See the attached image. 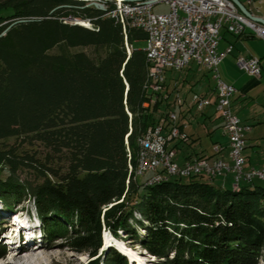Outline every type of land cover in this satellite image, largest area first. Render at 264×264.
I'll use <instances>...</instances> for the list:
<instances>
[{
	"label": "trees",
	"instance_id": "1",
	"mask_svg": "<svg viewBox=\"0 0 264 264\" xmlns=\"http://www.w3.org/2000/svg\"><path fill=\"white\" fill-rule=\"evenodd\" d=\"M102 13L76 0H0V200L10 208L32 198L46 237L90 257L105 228L124 232L153 264H264L263 185L232 188L203 174L138 183L137 137L170 124V93L166 83V97L149 87L144 51L132 45L144 33L129 29L128 54L121 27ZM60 44L104 53L49 52ZM8 137L19 140L3 143ZM33 142L46 149L43 159L21 147ZM99 262L129 264L113 247L86 264Z\"/></svg>",
	"mask_w": 264,
	"mask_h": 264
},
{
	"label": "built area",
	"instance_id": "2",
	"mask_svg": "<svg viewBox=\"0 0 264 264\" xmlns=\"http://www.w3.org/2000/svg\"><path fill=\"white\" fill-rule=\"evenodd\" d=\"M86 6L111 8V17L120 27L124 37L127 53L131 44L127 43L129 29H139L144 33L145 47L142 49L147 62V77L149 87L154 92H162L168 96L165 87V72L181 71L189 63H195L199 68L206 69L214 82L213 96L199 93L191 95V103L197 111L212 105L222 119V128L227 137L228 158L223 157H193L183 162L176 159V151L171 147L175 140L187 141L188 135L177 126V113L174 108L167 111L170 124L165 127L162 120L150 126L137 137L134 174L150 172L144 183L158 176L188 177L203 174L208 178L225 176L230 173L234 182L241 180L249 183L254 179L264 180V165L260 167H245L243 149L246 143V133L250 125L241 122L231 107V97L236 88L219 78L217 64L225 54L231 51L227 45L218 51L221 38L220 31L239 35L245 29L253 31L264 38V25L245 16L232 0H76ZM164 2L168 9L154 12L152 7ZM248 10L247 3H242ZM249 11V10H248ZM251 13V12H250ZM256 16L255 14L251 13ZM63 21L77 22L78 18L67 16ZM91 26L90 18L82 19ZM240 68L258 77L260 74L259 59L256 57H236ZM153 100V97L151 98ZM173 104H182L178 94L170 99ZM128 149V148H127ZM214 153H219L222 146L214 144ZM128 170L132 171L129 162Z\"/></svg>",
	"mask_w": 264,
	"mask_h": 264
},
{
	"label": "crops",
	"instance_id": "3",
	"mask_svg": "<svg viewBox=\"0 0 264 264\" xmlns=\"http://www.w3.org/2000/svg\"><path fill=\"white\" fill-rule=\"evenodd\" d=\"M220 34L218 51H222L229 44L232 48L218 62L217 72L221 80L236 88V92L231 97V107L241 122L250 125L243 149L245 167H260L264 165V48L260 44L261 42L256 41V39L261 37L254 35V32L249 29H245L239 35L231 34L222 29ZM237 56L258 58L259 76L255 77L246 70L239 69L236 62ZM202 78L207 79L205 86H202ZM165 83L170 98L174 94H178L183 100L182 104L171 103L172 108L177 113V122L182 123V128L188 135L187 141H181L175 147L177 161L183 162L186 159L201 156L209 158L220 156L229 161L227 137L222 128L221 117L218 116L212 105H207L203 110L197 111L191 103L193 93L213 96L214 82L210 73L191 62L181 71H166ZM197 85L201 87V90H195L194 87ZM193 110L197 111L203 122L209 121L212 125V128L208 130V135L212 139L209 151L196 149L195 139L198 138L195 135L196 131H187L190 119L193 117ZM214 144L222 146L219 153H214L212 149ZM230 178L231 174L228 173L225 176L214 178L213 181L227 186L231 181ZM245 184L243 183V185Z\"/></svg>",
	"mask_w": 264,
	"mask_h": 264
},
{
	"label": "rangeland",
	"instance_id": "4",
	"mask_svg": "<svg viewBox=\"0 0 264 264\" xmlns=\"http://www.w3.org/2000/svg\"><path fill=\"white\" fill-rule=\"evenodd\" d=\"M241 3H247L249 12L264 18V0H239ZM87 6V5H86ZM89 6V5H88ZM97 8V7H96ZM102 11L100 8H97ZM168 9V5L164 2H159L152 7L154 12H163ZM103 16V13H102ZM107 17V16H106ZM77 18V17H76ZM86 18V17H85ZM89 18V17H88ZM81 19V18H78ZM88 25V24H86ZM254 35H256L254 33ZM257 36V35H256ZM261 37V36H259ZM256 41H260L261 45L264 48V38H258ZM128 43V42H127ZM129 44V43H128ZM134 48L143 49L145 47V40L139 39L132 42ZM82 50L87 53L90 57L97 59L104 53V49L101 47H95L93 45L86 46H76L68 48L64 44L57 45L49 50V52H60L66 51L69 53ZM127 52V51H126ZM193 66V65H190ZM239 69V65L237 64ZM244 71V70H243ZM202 86H205L207 83L206 78H202ZM195 90H201L200 86H195ZM193 117L190 119V125L187 128V131H196V143L195 148L202 151H209L211 146V138L208 135V130H210L212 125L209 121H202L201 116L197 111H192ZM19 139L15 137H8L3 140L5 144H13L18 142ZM25 150L38 155L43 159V154L46 152V149L43 148L39 143H23L21 146ZM130 150L129 148L127 149ZM128 155V153H127ZM53 163H57L56 160ZM128 165V164H127ZM132 166V165H131ZM150 172H145L144 174H138L136 176L138 183H143L145 179L150 176ZM7 175L6 167L0 168V178H4ZM21 177L32 178L33 173L31 170L22 169L20 170ZM231 181L227 185L231 187L234 183V180L231 176ZM154 179L151 182L146 184L153 183ZM256 183H259L264 186V180H253ZM244 181H240L239 185H243ZM237 188V187H235ZM13 203L10 204V208L4 206L3 202L0 200V249H2V255H0V264H86L90 259L96 258L100 254V258L103 257V254L110 247H117L114 241L111 239H118L124 242V247L132 249L137 257H140L144 260L145 264H153L155 258L153 255L149 254L145 249H143L139 244L130 242L124 232L117 230V236L111 234L107 229L103 228L101 231L102 243L105 239H108V243H112L113 246H107L103 248L102 244L97 250V255L90 257L87 252H78L70 249V247L65 245L64 237H52L47 238L45 233L42 230V223L37 215L32 198L22 197L18 201L12 200ZM135 216L139 218L138 213L134 212ZM131 223L132 220L130 219ZM144 222H146L144 220ZM104 227V226H103ZM136 227V226H135ZM118 248V247H117ZM119 249V248H118ZM122 251V250H121ZM20 259L13 260L12 256L16 253ZM125 257L128 256L126 252ZM127 260L129 257H126ZM130 259V258H129ZM135 259V258H132ZM12 263H8V261ZM136 260V259H135ZM137 262V260H136ZM99 264H104L100 263ZM130 264V263H129ZM136 264V263H134ZM259 264H262V261L259 260Z\"/></svg>",
	"mask_w": 264,
	"mask_h": 264
},
{
	"label": "bare ground",
	"instance_id": "5",
	"mask_svg": "<svg viewBox=\"0 0 264 264\" xmlns=\"http://www.w3.org/2000/svg\"><path fill=\"white\" fill-rule=\"evenodd\" d=\"M100 9L104 12V15H111V8H107L105 6H100ZM78 23H82L84 25L88 24L86 21H83L82 19H78L77 20ZM168 178V176H158L156 177V179H154L153 182H159V181H163V180H166ZM152 180H150L149 182H151ZM114 241L115 245L122 251L126 252L128 256L126 257H129L130 259L132 258H135L137 260V264H145L144 260L140 257H137L135 255V253L133 252L132 249H129L127 247H124V242L121 241V240H118V239H111L110 241ZM108 242V239H105V243L103 244V248L107 247V246H104L105 244H107ZM18 254H21V252L19 253H16L12 256V261L13 260H17V259H20V256H18ZM12 261H8V263H12Z\"/></svg>",
	"mask_w": 264,
	"mask_h": 264
},
{
	"label": "water",
	"instance_id": "6",
	"mask_svg": "<svg viewBox=\"0 0 264 264\" xmlns=\"http://www.w3.org/2000/svg\"><path fill=\"white\" fill-rule=\"evenodd\" d=\"M236 5H237V7L239 8V10L245 15V16H247L248 18H250L251 20H254V21H256V22H258V23H260V24H262V25H264V18L263 17H260V16H254V15H252L248 10H247V8L239 1V0H232ZM95 6L97 7V8H100V5L99 4H97V3H95ZM74 23H78V22H74ZM78 24H81V25H84V24H82V23H78ZM87 26V25H86ZM129 171V170H128ZM131 172V171H130ZM129 172V173H130ZM207 177V176H206ZM218 177H221V176H218ZM216 178V177H215ZM210 179H214V178H210ZM244 183H246V182H244ZM240 185H239V182L238 183H233L232 184V188H235V187H239ZM103 244H104V240H103V243H102V246H103ZM113 246V244L112 243H108L107 244V246ZM114 248L116 249V250H118L121 254H123L124 256H125V253H123L120 249H118L117 247H115L114 246ZM128 262L130 263V264H134V263H136L137 264V262H136V260L135 259H129L128 258Z\"/></svg>",
	"mask_w": 264,
	"mask_h": 264
}]
</instances>
